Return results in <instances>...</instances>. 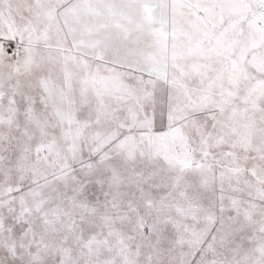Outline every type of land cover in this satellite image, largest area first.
I'll return each mask as SVG.
<instances>
[{"label":"snow or ice","instance_id":"6c2138e0","mask_svg":"<svg viewBox=\"0 0 264 264\" xmlns=\"http://www.w3.org/2000/svg\"><path fill=\"white\" fill-rule=\"evenodd\" d=\"M0 264H264V0H0Z\"/></svg>","mask_w":264,"mask_h":264}]
</instances>
